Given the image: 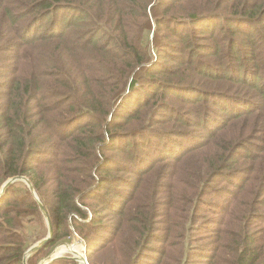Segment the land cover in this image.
<instances>
[{
  "label": "trees",
  "instance_id": "trees-1",
  "mask_svg": "<svg viewBox=\"0 0 264 264\" xmlns=\"http://www.w3.org/2000/svg\"><path fill=\"white\" fill-rule=\"evenodd\" d=\"M259 71L264 0H0V188L29 179L55 231L27 263L74 233L92 264H264ZM38 201L21 182L0 199V264H24Z\"/></svg>",
  "mask_w": 264,
  "mask_h": 264
},
{
  "label": "rangeland",
  "instance_id": "rangeland-1",
  "mask_svg": "<svg viewBox=\"0 0 264 264\" xmlns=\"http://www.w3.org/2000/svg\"><path fill=\"white\" fill-rule=\"evenodd\" d=\"M72 15L73 14L69 15L68 18H71ZM69 22L70 21L66 20L64 22V27ZM47 25H48V21H45L44 22V30H45V27H47ZM38 26L40 27V25H38ZM219 28H218V31L220 30ZM104 39H105L104 36H100V37L97 38V41L101 42ZM160 62L163 65L168 66V65L171 64L172 61L167 60V61H160ZM259 73H260L261 77L264 76V71H259ZM4 77H6V76H4ZM2 80H5V79L3 78ZM113 153L108 152V153H106V156H110ZM250 155H251V153L249 152V149H246L245 151H243V156H245V157L241 161V163H247L248 162L247 159L250 157ZM127 158H128V155H123L121 153L117 154V159H125L126 160ZM52 171H53V167L52 166H47V167H44L41 172H42L43 175L47 176V175L51 174ZM119 176H122V175H119ZM220 179H222V178H220ZM155 180H156V177L152 178V180L150 182H145L144 183V186L142 188V193H141V203H140V205H138L136 207L137 210L144 211L149 206H153L151 201L148 200V199H145V198H148L150 196V194H151V192L153 190V187H154V185L157 182ZM239 180L240 179H238L237 181H239ZM21 183H23L24 186L29 188V186L24 181H21ZM222 186H225V183H223V181H221V180L216 181L214 183V188H220ZM230 187H232V185ZM1 189H2V187L0 188V191H1ZM234 190H235L234 188H231L230 192L232 193ZM108 192H109V190L107 189L106 193H108ZM21 194L22 193L19 192V191L15 192V193H11L8 196L7 200L9 201V203H11L15 198H18ZM32 194L34 195V197L36 199H38V196H37V194L35 192V189H34V193L32 192ZM162 198H163L162 200L164 201L163 204L165 206L166 201H167V197L163 196ZM210 200L212 202H222V203L225 202V198L224 197H222V198L210 197ZM40 210L42 211L41 208H40ZM41 215H42V217L44 219V224L42 223V219H40L39 222H38V221H36L35 217H30V218H28L26 220L27 223L25 224L24 229L19 231V233H21L22 236L24 237V239L26 240V243H27V246H28V250L25 253V255H26L25 257H27L29 255L30 250L34 246H36L40 241H42L44 239V238H41V237H45L46 238L50 234V228H49V224H48V220H47L48 218H50V216L48 215V212L46 210H45V214L42 211ZM208 217L209 218H213L214 220H217V218H218V217H215L214 215H211V214H209ZM91 219H92V217H90V220ZM176 222L183 223L184 220L182 218L180 220L176 219ZM207 222L208 221H205L204 219H198L195 222V224H196L195 227H197V229L194 231L193 236L197 237L198 240H199L196 243V245L198 247H200L202 249H205L207 252H210L215 247L216 235L214 233L215 231L211 232V230H208V229L205 228ZM263 227H264L263 222H258L255 225L254 228L256 230V229H259V228L261 229ZM174 232H175L176 235L182 234V232H179L178 229H176V228L174 229ZM53 233H55L54 228H53ZM57 236H58V234H57ZM105 238L106 237H104V236L96 237V242H95V244L93 246H98L99 242H103V241L106 240ZM64 239L65 240H64L63 243L58 244L55 247H51V248L47 249L45 252H43V254L40 257L35 258L33 260V264H42L43 262H47L46 264H65L63 261H67V264H86V262H84L85 259L87 260L88 264H92V260H94V257H92V254H91L92 251L88 250V245H86L84 240L82 238H80L79 235L74 234V233L73 234L69 233V235L66 236ZM61 247H66V249L68 251H65V253L63 251H61L60 255H57L58 254V249L61 248ZM159 247H161V245H159ZM171 249L174 250L173 254L175 256H179L181 254V252H182V248L181 247H179V246L170 247L168 245L167 246V251H170ZM193 253H194V259L195 260L202 259V257L204 256L203 255L204 253L202 251L198 250V249H195L193 251ZM30 257L27 258V261L29 260ZM153 258H154V256L150 255L149 257H147L146 259H144L142 261V264H147V262H151L153 260ZM82 259H84V261H82ZM24 264H28V263L24 262Z\"/></svg>",
  "mask_w": 264,
  "mask_h": 264
},
{
  "label": "water",
  "instance_id": "water-1",
  "mask_svg": "<svg viewBox=\"0 0 264 264\" xmlns=\"http://www.w3.org/2000/svg\"><path fill=\"white\" fill-rule=\"evenodd\" d=\"M24 181L30 188V190L34 193V187L31 184V182L25 178V177H16L13 178L11 180H9L1 189L0 191V199L4 196V194L6 193V191L16 182H21ZM38 201V199H37ZM39 202V201H38ZM39 206L42 209V211L45 214V208L44 206L39 202ZM48 220V224H49V228H50V234L48 237H46L45 239H43L42 241H40L36 246H34L30 252L29 255H35L37 253H39L45 246H47L48 244H50L53 241V226L52 223L50 222L49 218ZM82 261H84V259H82ZM24 262H27V257L25 258ZM86 264H88L87 260L85 259ZM47 262H43L42 264H46Z\"/></svg>",
  "mask_w": 264,
  "mask_h": 264
},
{
  "label": "bare ground",
  "instance_id": "bare-ground-1",
  "mask_svg": "<svg viewBox=\"0 0 264 264\" xmlns=\"http://www.w3.org/2000/svg\"><path fill=\"white\" fill-rule=\"evenodd\" d=\"M61 251H63L65 253V251H68V250L66 249V247H61V248L58 249V254L57 255H60Z\"/></svg>",
  "mask_w": 264,
  "mask_h": 264
}]
</instances>
